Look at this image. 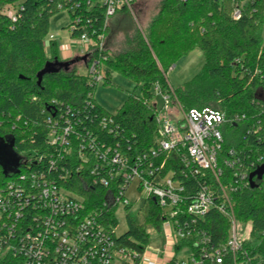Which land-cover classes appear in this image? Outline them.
<instances>
[{"label":"trees","instance_id":"obj_1","mask_svg":"<svg viewBox=\"0 0 264 264\" xmlns=\"http://www.w3.org/2000/svg\"><path fill=\"white\" fill-rule=\"evenodd\" d=\"M238 2L241 0H163L148 28L136 29L125 49L106 61L109 70L142 85V95H130L112 115L97 104L96 85L88 75L60 65L58 43L51 42L48 50L44 43L51 19L66 10L72 18L71 38L87 35L97 40L108 31L102 0H0V138L13 139L17 155H39L46 150L50 126L62 125L66 117L74 123L80 120L81 131L106 135L99 122L112 115L122 145L129 144L138 152L148 150L157 131L156 109L150 104L153 88L158 84L166 91V76L172 66L199 48L205 57L202 70L175 94L186 111L213 108L226 114L229 124L222 154L225 158L233 149L240 160L232 168L220 163L225 173L222 182L228 185L235 172L248 169L252 163L256 168L264 164V1L245 5L243 17L235 21L232 13ZM5 6L14 7L12 15L2 12ZM127 11L123 8L119 12ZM98 58L100 52H95L94 59ZM48 66L55 71L46 73L40 81L39 74ZM109 70L105 85L111 84ZM20 161L11 162V168L27 169ZM16 172L6 174L0 164V187ZM75 181V188L86 198L87 211L103 212L118 228L116 211L103 208L106 191L97 187L85 193L78 179ZM256 181V188L240 189L231 197L237 221L251 224V240L244 243V248L251 256H264V176ZM183 183L191 195L197 193L198 179ZM127 221L129 229L117 243L136 259L123 264H141L150 235L137 219L128 215ZM163 221V212L151 201L146 223L161 233ZM197 229L210 238L211 246L218 247L227 242L230 223L214 210ZM197 238L194 235L191 241H181L176 252L185 247L194 251ZM0 264H14V260L1 259ZM225 264H231L230 257Z\"/></svg>","mask_w":264,"mask_h":264},{"label":"built area","instance_id":"obj_2","mask_svg":"<svg viewBox=\"0 0 264 264\" xmlns=\"http://www.w3.org/2000/svg\"><path fill=\"white\" fill-rule=\"evenodd\" d=\"M258 1L264 0L236 3L233 20L243 17L245 5ZM135 2L102 0L106 27L121 9L132 11ZM105 35L97 40L87 35L72 38L73 45L83 50L87 75L96 87L104 83L108 71L109 57L102 55ZM95 52H100V58L94 59ZM153 95L150 104L156 109L157 131L148 150L138 152L129 144L122 145L119 126L109 115L99 122L106 135L81 131L80 120L74 123L66 117L62 125L50 126L46 152L18 155L27 169L17 167L19 172L10 174L0 187V260L11 257L14 264H123L136 259L118 245L117 228L106 220V214L87 211L86 198L75 188L78 179L85 193L97 187L106 191L103 208L107 210L130 207L127 194L132 188L144 191L146 201L155 202L163 212L161 234L172 248L198 236L196 249L189 248L186 262L176 254L167 259L164 251L160 257L167 261L159 264H225L227 257L231 264H264V256H251L243 246L251 240L252 228L250 224L249 234L239 232V226L247 224L237 221L231 197L232 192L250 187L251 175L264 164L256 168L252 163L235 172L225 185L220 163L231 168L240 164L233 149L225 158L222 154L229 124L226 114L213 108L186 111L170 87L164 91L157 84ZM258 178L253 179L254 184ZM187 179L200 181L195 195L183 183ZM214 210L230 223L228 240L218 247L211 246L210 238L197 229Z\"/></svg>","mask_w":264,"mask_h":264},{"label":"rangeland","instance_id":"obj_3","mask_svg":"<svg viewBox=\"0 0 264 264\" xmlns=\"http://www.w3.org/2000/svg\"><path fill=\"white\" fill-rule=\"evenodd\" d=\"M162 3L163 0H139L137 9L134 8L132 11H129L128 16L117 19L115 26L112 27L113 30L115 29L114 27H117L120 30L125 29V31L132 28H135V31L136 29L145 31L153 18L159 13ZM2 12L12 15L14 7L5 6ZM71 23L72 18L68 10L61 12L51 19L50 32L44 42L47 50L51 42L54 41L58 44H62L65 38L70 37ZM262 40L264 45V31ZM76 53L80 54L81 50L78 49ZM104 53L105 55L108 54L106 50ZM61 62L66 63L67 61L61 60ZM204 63L205 57L199 48L194 50L190 55L183 57L177 61L167 73V87H170L175 92V90L181 88L185 83L191 81L202 70ZM71 67L76 69L78 73L87 75V68L83 62L77 63L74 66L71 65ZM106 69L109 70L107 67ZM109 71L111 84L105 85L104 83H99L95 90V100L102 109L114 115L119 112L130 95H142V85H138L134 80L113 70ZM155 103H157L159 108L161 107L160 100L157 99ZM127 197L131 203L130 207L125 208L121 205L116 211V219L118 221V228L116 230L117 236L120 237L127 233L129 229L127 216L130 215L137 219L139 224L146 225V230L151 239L147 252L157 254L166 251L168 255L167 259H170L176 254L179 259L186 262L190 255L189 248L185 247L177 253L176 249L169 245L166 238L163 237L154 226L146 223L150 211V202L146 201V193L144 191H136L132 188L127 194ZM245 230L247 231V234H249L250 224L239 226L240 233L245 232ZM167 259L160 257V262H165ZM115 264L121 263L116 262Z\"/></svg>","mask_w":264,"mask_h":264},{"label":"crops","instance_id":"obj_4","mask_svg":"<svg viewBox=\"0 0 264 264\" xmlns=\"http://www.w3.org/2000/svg\"><path fill=\"white\" fill-rule=\"evenodd\" d=\"M138 1L139 0H137L134 3L133 9L134 8L137 9ZM128 14H129V11L123 12V13L119 12L114 17L110 18L108 22V31L106 32V35H105L104 49L108 53L107 55L109 57H113L119 54L120 52H122L126 47V40L132 37L135 33V28H132L126 31L125 29L120 30L117 27H114L115 28L114 30L112 28L113 26H115V22L117 21V19H119L120 17L128 16ZM73 43L74 42L71 38V32H70V37L65 38L62 44H58L59 53H60L61 58L66 60L67 62L75 61V63L72 65H75L80 62H83L85 64L84 62L85 55H83V50L80 49L81 53L77 54L76 52L78 51L79 48L74 46ZM159 263H161L160 262V252L157 254L146 252L141 264H159Z\"/></svg>","mask_w":264,"mask_h":264},{"label":"water","instance_id":"obj_5","mask_svg":"<svg viewBox=\"0 0 264 264\" xmlns=\"http://www.w3.org/2000/svg\"><path fill=\"white\" fill-rule=\"evenodd\" d=\"M75 61L67 62V63H62L60 64L61 66L64 67H69L72 64H74ZM55 71L54 67L48 66L47 69H45L43 72L39 74V80L42 81L43 77L46 75L48 72ZM14 140L13 139H2L0 138V164L3 166L5 173L7 174L9 171H16V168L12 169L11 168V162L15 164V162L20 161V157L14 152ZM13 165V164H12ZM18 167V166H16ZM264 176V165L258 169L256 172H254L251 175V187L256 188V185L254 184L253 179L255 177H263Z\"/></svg>","mask_w":264,"mask_h":264}]
</instances>
